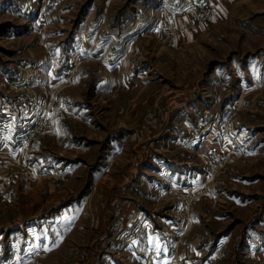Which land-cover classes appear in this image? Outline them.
Wrapping results in <instances>:
<instances>
[{"label": "rangeland", "instance_id": "obj_1", "mask_svg": "<svg viewBox=\"0 0 264 264\" xmlns=\"http://www.w3.org/2000/svg\"><path fill=\"white\" fill-rule=\"evenodd\" d=\"M0 264H264V0H0Z\"/></svg>", "mask_w": 264, "mask_h": 264}, {"label": "built area", "instance_id": "obj_2", "mask_svg": "<svg viewBox=\"0 0 264 264\" xmlns=\"http://www.w3.org/2000/svg\"><path fill=\"white\" fill-rule=\"evenodd\" d=\"M230 112L231 109H227L226 111L223 112L222 116L220 117V119L218 120V125L222 126L225 125L228 121V118L230 117Z\"/></svg>", "mask_w": 264, "mask_h": 264}]
</instances>
